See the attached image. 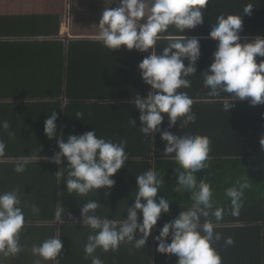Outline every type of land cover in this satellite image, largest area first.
Instances as JSON below:
<instances>
[{
  "label": "clouds",
  "instance_id": "9594fccd",
  "mask_svg": "<svg viewBox=\"0 0 264 264\" xmlns=\"http://www.w3.org/2000/svg\"><path fill=\"white\" fill-rule=\"evenodd\" d=\"M209 4L210 0H115L117 7H105L96 26L99 29L96 39L111 53L125 47L130 52L147 53L138 69L150 90L146 97L135 94L131 105L140 113L139 132L145 138L153 137V142L159 132L165 142L164 157L179 166L176 187L172 190L190 193L191 206L165 223L155 237L157 252L176 256L177 264H223L214 245L224 239L217 229L226 209L216 206L211 185L197 177V173L210 166L211 139L190 133L177 136L161 128L165 116L169 128L179 122L182 130L196 122L192 110L194 100L182 89L192 88L191 77L197 75L201 38H189L184 33L203 26ZM253 9L249 3L244 7L243 15H218L216 23L210 25L207 37L218 43L213 62L202 75V85L208 90V97L223 100V110L227 113L235 107L236 101H249L254 107L264 105V60L257 63V57H264V37L257 36L251 42L241 43L240 35L243 17L252 15ZM161 48L162 51L158 52ZM185 60L188 61L187 66ZM82 117L83 113H76V119L83 121ZM58 119L57 112L53 111L45 121L44 131L49 140L56 141L59 151L52 157L43 156V160L59 167L55 173L58 178L66 173L64 182L69 196L79 200L90 193L96 195L101 189H107L105 195H108V190L116 184L114 177L129 161L127 140H106L94 130L78 136L69 135L65 141L62 135L57 136ZM129 123L136 127L135 119L131 118ZM0 127L5 131L10 129L7 121L0 123ZM14 135L9 132L10 137ZM259 143L264 150V136ZM6 147L0 140V157L5 156ZM65 160L67 167L63 166ZM28 162L29 157H21L14 171L24 173ZM136 181L134 204L127 206V216L122 220L108 219L100 214L103 206L96 199H90L82 204L80 219L67 212L65 221V207L57 202L56 222L72 221L73 226L81 223L83 228L91 230L84 246L85 258H91V264H103L95 255L98 249L105 253L116 252L123 244L132 245L137 250L145 249L162 214H170L171 203L158 196L165 180L155 165L136 176ZM246 187V183H241L239 187L233 186L225 191L231 201L233 216L240 213ZM21 195L18 188L0 192V264L23 251L21 236L26 227V217ZM57 196H64V193L59 192ZM30 208L33 214L39 215L35 204ZM139 214H142V222ZM234 243L232 237L224 239L226 247ZM63 247L60 235L33 245L31 253L38 258L35 264H41V261L59 264Z\"/></svg>",
  "mask_w": 264,
  "mask_h": 264
},
{
  "label": "crops",
  "instance_id": "0c3cea01",
  "mask_svg": "<svg viewBox=\"0 0 264 264\" xmlns=\"http://www.w3.org/2000/svg\"><path fill=\"white\" fill-rule=\"evenodd\" d=\"M105 7H117L115 0H52L45 15H7L3 11L6 3L0 0V123L7 121L10 125L8 131L0 127V140L7 145L5 156L0 157V192L20 189L21 206L26 217L21 236L23 251L7 258L4 264H35L38 258L32 255V246L54 235H60L64 245L59 264H91V258L86 259L84 253L91 230L83 228L81 223L73 226L72 221L56 222L57 202L65 207V221L67 212L80 219L82 204L90 199H96L103 206L100 214L108 219L122 220L127 216V206L134 204L136 176L153 165L157 169L160 158L157 157L156 143L153 142L149 156L148 138L139 132L140 115L135 113L137 111L125 110V105H130L133 100L130 95L134 94L128 76L136 70L134 61L139 58L126 53L101 52V49L88 46L84 49L81 44L84 41L102 44L96 39L99 32L96 26ZM89 98L104 100V104L101 108H84L87 106L84 103L70 101ZM53 111L59 117L57 136L62 135L65 141L69 135L78 136L94 130L106 140H127L129 161L114 177L116 184L108 190V195H105L107 189H101L96 195L90 193L79 200L69 196L64 182L66 173L58 178L55 173L59 167L43 160V156L52 157L59 151L56 141L49 140L44 131L45 121ZM77 112L83 113V121L76 119ZM131 118L137 122L135 128L129 123ZM225 120V116L199 118L201 122L219 121L221 125ZM260 121L264 125V116ZM166 124L169 121L165 120L164 130L174 135L191 130L187 127L181 130L179 122L173 128ZM216 128L223 134L219 137L223 146L231 151L226 156L243 150L260 159L264 169V150L260 143H255L251 133L239 136L243 133L235 130L234 134L230 126L228 130L221 126ZM9 132L15 133L14 137H10ZM256 135L259 138L264 136V128ZM210 155L214 157L213 152ZM26 156L29 157L26 171L16 173L17 161ZM63 166L67 167L66 160ZM59 192L64 196H57ZM32 204L39 208V215L33 214ZM187 208L170 207V214H162L145 249L137 250L132 245L123 244L116 252L105 253L98 249L95 255L103 264H177L176 256L157 252L155 237L165 223L174 220ZM139 215L142 222V214ZM250 215L246 211V216ZM232 217L231 211L226 210L221 224H229L227 218ZM222 236L228 238L231 235L229 231H223ZM214 247L223 255L229 254L230 247L224 243L219 242ZM41 264L50 262L41 261Z\"/></svg>",
  "mask_w": 264,
  "mask_h": 264
},
{
  "label": "trees",
  "instance_id": "16d2710c",
  "mask_svg": "<svg viewBox=\"0 0 264 264\" xmlns=\"http://www.w3.org/2000/svg\"><path fill=\"white\" fill-rule=\"evenodd\" d=\"M2 1L6 3V8L3 11L7 15H45L46 8L52 4V0ZM249 3L253 5L254 9L252 15L243 17V31L240 33L242 37L241 43L251 42L257 36L264 37V0H210L208 10L204 13L203 26H198L196 29L188 30L184 33L189 38L193 36L201 38V58L197 62V75L191 77L192 88L182 89V91H187L193 98L194 104L192 110L197 118L194 124L188 125L187 129L191 128V130L186 131V134L190 133L209 137L214 154V157L210 161V166L197 173V177L198 179H204L211 185L216 206L223 207L228 211H231V201L225 195L226 189L233 186L239 187L241 183L248 185V187L243 189L242 207L239 215L227 218L230 220V223L221 224L217 229L221 233L229 231L230 237L235 241L234 246L229 249V254L223 255L217 251L222 257L223 264H264V169L262 161L253 158L251 153L243 152V150L239 151L240 153L234 152L233 155L226 156L225 154L231 153V151L227 150L226 146H223L222 139L219 138L223 134L215 130L217 126L223 127L224 130H228L230 126L233 133L235 130L236 132L243 133L239 136L251 133L253 138H255V143H259L260 138L256 134L264 128V125L260 121L264 116V105L254 107L249 101H236L235 107L230 113H227L223 110V100L208 97V90L204 89L202 85V75L213 62V53L217 50L218 43L207 38L211 30L210 25L216 23V18L220 14L243 15V9ZM81 44L84 46V49L88 46L97 50L101 49V52H110L102 44L87 41ZM159 51H162V48L158 49ZM114 52L126 53L132 57L139 58L134 61L136 70L132 71L128 76V81H131L128 84L134 90V94L130 96L133 99L135 94L146 97L150 86L143 82L140 70L137 67L147 53L130 52L126 47ZM260 60H264V57H257V63ZM184 62L187 66L188 61L185 60ZM124 74L127 77L126 73ZM70 101L75 104L84 103L83 105H87L84 108H101L104 104V100H97L96 98ZM125 110L137 111L135 113L140 115L134 105H125ZM213 116H225L227 120L222 125L219 121L207 123L199 121L200 117L212 118ZM165 120L168 121L167 116H165L164 122L161 125L162 130H164ZM166 126H169V124H166ZM194 129L196 131L193 132ZM203 129H207V132H202ZM181 134H177V136ZM152 138L151 136L148 137L149 152L153 145ZM154 143H156L157 157L160 158L157 162V171L165 180V184L161 186V192L158 193V196L166 200L168 199L171 203L170 207H190V193H177L172 190L176 187L175 183L179 166L174 161H164L166 160L163 155L165 142L162 141L159 132L154 136ZM246 211L251 213V215L247 217ZM223 238L226 239L224 236ZM224 239L220 241L221 244L224 243Z\"/></svg>",
  "mask_w": 264,
  "mask_h": 264
}]
</instances>
